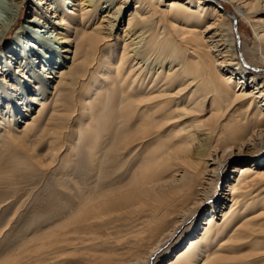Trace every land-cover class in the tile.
<instances>
[{
    "label": "bare ground",
    "instance_id": "bare-ground-1",
    "mask_svg": "<svg viewBox=\"0 0 264 264\" xmlns=\"http://www.w3.org/2000/svg\"><path fill=\"white\" fill-rule=\"evenodd\" d=\"M52 1L63 9L61 13L53 9ZM115 1L118 8L109 11L107 8ZM25 3L26 0H0V138L6 136L5 147L28 137L47 109L48 100L43 99L46 95L37 99L32 84L41 85L37 94L40 97L46 94L47 82L54 80L51 113L43 128L50 134L51 150L60 154L70 138L75 142L76 132L72 131L65 142H59L66 128L60 121L67 111L73 114L72 120L76 119L79 111L81 117H88L84 123L77 122V127L87 152L85 161L90 163L81 175L87 176L88 170L92 179L103 174L93 189L83 193L79 222L95 220L103 211L137 216L133 221L139 228L133 233L146 247L147 256L119 264H151L184 228L189 231L184 235L195 230L194 223L188 224L210 202L213 212L201 233L190 235L173 264H264V212H257L255 201L264 193V187H260L264 185V158L246 165L249 161L239 157L252 154L256 159L264 151V123L250 118L256 105L264 107V83L259 85L252 75H240L244 65L233 35V21L241 18L264 45V18H257L264 15V4L258 0H72L69 4L74 9L69 7L66 13V4L60 0H33L34 12L40 19L26 21L33 28L21 24L19 40L14 43L20 47L23 38L30 52L26 48L10 52L13 46L4 42L21 19ZM218 3L233 4V11L224 13ZM132 6L134 10L126 21L124 15ZM104 7L108 11L103 12ZM49 10L53 12L51 16ZM205 22L208 23L203 26ZM34 27L47 34L53 28L57 34L31 35ZM226 43L231 44V51H225ZM74 44L71 58L67 54ZM40 46L55 54L44 55ZM219 55L223 61L214 62ZM57 68L59 72L54 73ZM220 72L226 73L222 76ZM237 76L239 86L234 93L232 85ZM175 84L179 87L176 92ZM106 96L109 99L105 103ZM248 98L253 99L246 116L242 121L234 119L235 113L229 108L245 106ZM206 101H211L213 109L207 117ZM34 104L41 107L39 112L25 121V128L15 130L21 119L16 117L24 116ZM97 116L104 122L99 131ZM181 121L189 125L181 126ZM159 132L172 135L155 144L154 155L145 157L129 182L108 189L121 182L131 169L113 167L133 152L143 150L149 137H162ZM107 139L111 152L103 160L101 151ZM68 146L70 157L75 143ZM171 160L179 167L174 179L166 183L164 178L173 171L161 173V165ZM237 162L245 165L234 168L236 178L227 184L225 191L231 192V198L217 196V191L212 193L229 165ZM111 167L113 172L108 171ZM235 182L237 185H233ZM228 201L232 203L229 208ZM225 207L227 210L222 211ZM80 232L74 230L55 238L50 246H70L78 240L90 244V239L77 237ZM184 235L178 244L183 243ZM252 245L249 253L241 254ZM45 246L42 243V248Z\"/></svg>",
    "mask_w": 264,
    "mask_h": 264
},
{
    "label": "rangeland",
    "instance_id": "rangeland-1",
    "mask_svg": "<svg viewBox=\"0 0 264 264\" xmlns=\"http://www.w3.org/2000/svg\"><path fill=\"white\" fill-rule=\"evenodd\" d=\"M60 1L63 5L66 4L64 5V12L69 13V7L74 9V7L69 4L72 0ZM210 1L214 2V0ZM258 1H260L262 5L264 4V0ZM32 2L33 0H26L21 12V19L14 26L13 30L10 31L6 41L4 42L5 44L8 43L13 46V48H10V52L19 48H26L25 51L30 52V50L27 49L29 45H27L23 38L20 47L14 45V43L15 40H19L17 34L21 24L29 26L30 24L26 22L27 20H33L35 18L40 19L34 12L36 7ZM218 5L220 10L224 13L231 12L234 8L233 4L218 3ZM52 6L53 9L57 8L56 11H59V13L63 10L53 1ZM103 6H105V3ZM118 6V2L115 1L112 7L107 9H109V11H115ZM207 7H210V5H207ZM107 9L104 7L103 12ZM132 10H134V6L129 8L124 15V19H126V21ZM73 11L75 12V10ZM50 12L52 11L49 10V13L48 11L46 13L50 15ZM74 12L70 15L73 16ZM51 14H53V12ZM101 15L102 14H100V16ZM257 18H264V15H258ZM206 23L208 22H205L202 25L205 26ZM202 25L200 27H202ZM30 27L33 28L31 25ZM124 27L125 21L124 25L122 24L121 26V30L124 29ZM233 27V35L235 36L236 42L235 49L237 50L239 59L244 65L242 69L244 73H241L240 75L243 76L245 74L247 77H251L252 75L251 78L254 77L255 79H258L257 82L259 85L264 83V45H260L256 39L253 28L247 21L238 18L233 21ZM53 33L57 34V31L53 28L49 29L47 34L41 33L37 27H34L32 32H30L31 35L37 34L40 36L43 34L53 35ZM71 34L73 39L77 38L76 32L72 31ZM217 39L220 40L221 37H217ZM226 44L225 51H231L233 49L230 46L231 44ZM2 47L3 46H0V52ZM75 47L76 45L74 44L72 46L73 53L71 52L67 54L71 58L74 55ZM41 50L46 56L55 54L51 52L50 49L45 48V46L41 47ZM220 56L221 55L215 57L213 61H223ZM44 60L48 62V59L44 58ZM56 72H59L58 68L54 69V73ZM220 73L224 76V73L226 72ZM58 75L59 73L56 74V76ZM232 76L234 78L235 75ZM238 78L239 77L237 76L234 80V85H232L234 93L238 90ZM54 84V80H49L47 82L46 94L40 97H38L37 94H39L42 89L41 85L37 83L32 84L33 88L36 90V93L33 92V94L36 95V98L38 99L46 95L43 99L48 100L47 109L44 111L39 122L33 128L32 133H30L28 137H24L23 140H19L15 143L16 145L12 144L9 147H5L8 143H6V136L3 135L0 138V142H2L0 144V264H119L127 263L139 257H146V247L139 244V239H136L135 237L137 235L133 233L135 229L137 230L139 228V225L136 224V222L134 223L135 218L137 217L135 214H129L127 212L122 213L121 211L111 213L103 211V213H101L95 220L92 219L86 224H81L79 222L81 218L79 208L81 202L80 199L82 198L83 193L86 192V189H93L96 186V181L101 178L103 174L101 173L99 176L92 179V172L87 169L89 174L87 176L81 175L84 168L86 166L89 167L90 163L85 161L87 152L83 146L84 140L82 137L79 138L81 132L79 130L80 128L77 127L78 123H84L85 121L83 120H86L88 117H81V112L79 111L76 112V119L72 120L73 114L67 111V113L63 115L62 121H60L66 127L62 130V133L60 131L62 135L59 140V142L61 141L60 143L65 142L66 136H69L67 135L69 132H76V136L72 135L75 141L74 154L70 157L67 156L70 151L68 145L74 144L73 138L68 140V145L65 146L66 150H63L60 154L59 152H53L51 150L50 134L48 135V130H44L43 132V128L51 113L50 104L52 103L53 98L51 95V93H53L51 87H53ZM173 87L174 92H176L179 88L176 84ZM253 87V85L250 86V92L253 91ZM193 90L194 89H192V91ZM192 91H190L187 95H190ZM108 99L109 97L105 100V103ZM252 99L253 98L250 100V98H248L245 106L229 108V112L235 113L233 116L234 119L242 121L243 117L247 114V107ZM206 102L207 108L205 109L204 115L207 117L209 115L208 113L213 109H211V101ZM107 107L109 109L110 106L106 105L105 108L107 109ZM31 109L32 110L27 111L24 116L15 113V115H18V117H16L17 119L19 116L21 118L18 120V125L15 130L20 131L25 128V121L28 119L32 120L34 117L33 114H37L41 107L38 106V104H34ZM252 110L250 118L253 119V122L260 124L264 123V107L256 105ZM101 113L103 114V110H101ZM103 123L102 117L97 116V131H99V127L101 128ZM180 123L181 126L189 125V123L184 124L182 121ZM230 127H232V125ZM261 128L264 129V126ZM65 129L67 130L65 131ZM159 133L162 137L153 138L154 135L149 137L150 140L143 150L133 152L127 159L123 160V162H119L113 167L114 169H121V167H123V170L127 168L131 169L128 171V174L124 175L123 178L120 179L121 182H118L116 185L112 186V188L108 189L118 188L129 182L133 175L139 170V166L145 157L148 156L150 158L154 155L152 154V150L155 148V144L162 142L164 139H167L172 135L171 132H167L165 135L164 132ZM109 143V139L104 140L101 151L103 160H106L111 152V146H108ZM137 152H139V154H137ZM262 152L261 154L260 152L257 153V155H260L256 159L252 157V154H246L245 157L249 160H244L246 158H243L242 156L239 157L241 161H249L246 163V165H248L250 162L263 159L264 151ZM192 155L194 156L193 152ZM132 160L134 164H132ZM130 161L131 163H129ZM125 163L127 164L124 165ZM239 165L243 166L245 163L237 162L229 165V168L226 170V174H224L220 181H218V185L216 186L214 184V187L211 190L212 193L217 191V196L220 194L223 196L231 194V192L229 193V190H225L227 189L229 181L231 182L236 178L237 173H234L233 171L234 168ZM161 166H164V168L160 170L161 173L173 171V174L164 178L163 181L166 183L172 181V179H174L173 175L176 171L175 169L179 166L176 165L175 161H172L170 164L166 162ZM212 168L213 167L209 168V170ZM108 171L113 172L112 167ZM84 178L88 180L85 182ZM108 181L111 182L112 179L108 178ZM233 185H237V182L233 183ZM260 187H264V185ZM261 189L262 188L259 190ZM262 197H264V193L255 198V201H258V207L256 208L258 209L257 212H264V202L262 201L264 199L259 200ZM228 198H231V196H228ZM215 199L216 198H214V201ZM231 205L232 203L228 201L227 207L229 208ZM217 207L218 206H216L215 209H217ZM227 207L223 208L222 211H226ZM212 212V203H207L195 219L188 224V226H191L194 223L196 226L195 230H193L190 234L184 235L185 232H189L184 228L151 264L175 263L177 254L182 251L181 249H183V247L187 244L189 237H193V235L197 236L201 233V227H203V224H205L206 219ZM214 215L217 216V214ZM219 219H221V213ZM74 230H80L82 232H80L77 237L84 236L85 239H90L91 243H81V241L78 240L75 242L76 244H72L70 246H63L61 244L59 246H50V243L52 244L55 238H62L66 235V233ZM83 231L85 232L83 233ZM183 235V243L181 242L182 244L180 245L178 244V239L181 238V236L183 237ZM226 236L223 238L225 239ZM71 237H73V235ZM42 243L46 244V248H42ZM252 247L254 246L252 245L251 247L244 249L241 254L249 253Z\"/></svg>",
    "mask_w": 264,
    "mask_h": 264
}]
</instances>
